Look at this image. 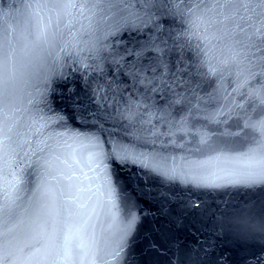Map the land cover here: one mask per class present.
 I'll return each instance as SVG.
<instances>
[{
	"label": "water",
	"instance_id": "obj_1",
	"mask_svg": "<svg viewBox=\"0 0 264 264\" xmlns=\"http://www.w3.org/2000/svg\"><path fill=\"white\" fill-rule=\"evenodd\" d=\"M0 264H228L264 240V9L0 0Z\"/></svg>",
	"mask_w": 264,
	"mask_h": 264
},
{
	"label": "snow or ice",
	"instance_id": "obj_2",
	"mask_svg": "<svg viewBox=\"0 0 264 264\" xmlns=\"http://www.w3.org/2000/svg\"><path fill=\"white\" fill-rule=\"evenodd\" d=\"M238 3H257L262 9H264V0H236ZM2 206H0V212H2Z\"/></svg>",
	"mask_w": 264,
	"mask_h": 264
}]
</instances>
